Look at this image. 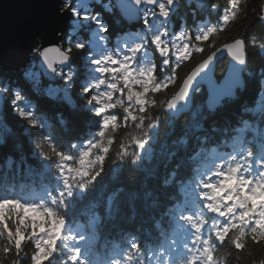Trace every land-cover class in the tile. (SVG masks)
Instances as JSON below:
<instances>
[{"label": "snow or ice", "instance_id": "snow-or-ice-1", "mask_svg": "<svg viewBox=\"0 0 264 264\" xmlns=\"http://www.w3.org/2000/svg\"><path fill=\"white\" fill-rule=\"evenodd\" d=\"M249 3L45 0L28 37L31 65L18 77L0 42V147L20 153L0 165V264H264V64L251 67L264 60V0L251 19ZM104 12L119 13L118 32ZM219 53L229 63L213 80ZM37 64L61 83L42 88ZM250 88L251 106L242 100ZM34 95L72 112L49 113ZM181 116L169 148L161 130L174 136ZM10 121L26 140L14 139ZM190 140L195 150L181 155ZM110 180L131 186L109 191ZM104 230L118 242L99 245Z\"/></svg>", "mask_w": 264, "mask_h": 264}, {"label": "trees", "instance_id": "trees-1", "mask_svg": "<svg viewBox=\"0 0 264 264\" xmlns=\"http://www.w3.org/2000/svg\"><path fill=\"white\" fill-rule=\"evenodd\" d=\"M107 2H108V0H103V3H107ZM223 2H224V0H221V3H223ZM260 3H261V0H250V3H249V9H250L249 10V19H251L252 15H253L251 9L257 7ZM95 7H96L97 11H102L103 12V9L99 6V4L95 5ZM185 13H187V15H188L189 27H192V15H191L190 10H188L186 8H182L181 9V14L183 15ZM103 14H104L105 19L108 20L110 22V24L115 28V31L118 32L120 30V27L118 25H115V20L119 18V13L117 12V15L115 17H113L111 14H109L107 12H104ZM213 19H215V17H213ZM176 23H177V27H178L179 26V21L177 20ZM242 23H245V22L242 21ZM125 26H127V25H125ZM239 27H240V25L233 26L227 32L222 33L220 42H224V38H226V37L235 36L237 34V28H239ZM251 30L252 31H259L260 30L259 22L254 23L251 26ZM241 31H243V30H241ZM114 38H115V35L113 36V39ZM207 54H208V51L206 50V52L203 54V56L194 55V57L191 60V62H187V63H185V65L182 66V68L179 70V75L183 76L186 72L190 71L195 66V64L200 59L204 58V56H206ZM227 62H228V60L226 58L219 61V63H218V72H217L218 77L222 76L223 73L225 72L226 66H227ZM77 63H79V61H77ZM261 64H264V60H261L259 57H254L251 67L258 68ZM30 65H31V63L27 67L23 68L21 71H13V75L17 76V77L22 75V73L25 71V69L28 68ZM32 71L37 72V73H41L40 79H41V87L42 88L47 87L49 85L55 87L57 84L61 83L58 80L57 81H52L47 76L43 75L42 71L40 70V68L37 65L32 68ZM199 89H200V91L197 93V96L201 100H203L204 97L207 94L206 88L205 87H200ZM77 91H78V89H77ZM256 93H257L256 88H250L247 92H244L242 94V100L245 101L249 106H251L257 99V94ZM75 95H76V93L74 92L73 93L74 98H75ZM33 98L36 100V102L40 105L41 108H43L45 111H47L49 113L55 112V111H62V112H64V114L66 116H68L72 112V110L69 109L66 105L54 103L53 101H50L47 98H44L42 96L34 95ZM227 111L231 114L232 123L235 124L236 120H237V114H238V103L232 104L229 107V109H227ZM232 113H237V114H232ZM242 118L243 119H248L247 116H244ZM185 120H187V116H181V118L179 120V123L177 125L176 133L172 137H165L163 135L164 129H162L161 130V133H162L161 134V142L163 143L165 140H167L168 144H169V148L174 147L171 144V141L173 139H178L180 137V135L182 134L181 125H183ZM208 123H210V121ZM218 125L221 128L225 127V124H224V122L222 120L218 121ZM9 126L13 127L14 130L16 131V133H17V135L14 137V139L26 140V138L23 137L22 134H20V130L16 127L15 121H10ZM206 126H207V123H206ZM85 131H87V128H85ZM123 134H124V130L121 129L120 133H118V135H117V141H119L120 136H122ZM233 135H234V133H233ZM215 138H222L221 137V133H217ZM10 143H11V141H9V144ZM194 146H195V142L190 140L189 144L187 146V150H185L183 147H180V154L184 155V156L190 155L195 150ZM216 146L217 145L215 143H209V144L206 145V147L209 150H211L212 148H215ZM114 148H115V145H114ZM157 149L159 150V145L157 146ZM220 150L221 151H225L226 149H220ZM27 151H28V149L26 148V152ZM7 155H10V156L13 157V159L18 160L19 156H20V153L11 151L9 147H0V165H3L4 158ZM28 162L30 164H32L34 167L38 163L34 158H31V157L29 158ZM159 163H160V173L159 174L161 176H163L165 174V171H166L165 168H164L163 160L160 159ZM170 170H171V165L168 166L167 171H170ZM106 172H107V167H106ZM137 175H138V173L133 172L132 173V178L134 179ZM28 179H33V178H28ZM36 179H38V178H36ZM160 182H162V181H160ZM108 183L110 185L109 191L112 188H115V187L124 188L125 191H127V189L131 186L130 183H128L127 180H125L124 182H117L115 180H110ZM169 191H172V189H169ZM153 234L155 235V231L154 230H153ZM113 241H117L118 242V238H117L116 234L114 232L109 234L108 230H104L100 234V238H99L98 244L101 245V246L105 245L106 243L110 245ZM259 257H260V253H257L256 258L258 259ZM25 264H27V262H25Z\"/></svg>", "mask_w": 264, "mask_h": 264}, {"label": "water", "instance_id": "water-1", "mask_svg": "<svg viewBox=\"0 0 264 264\" xmlns=\"http://www.w3.org/2000/svg\"><path fill=\"white\" fill-rule=\"evenodd\" d=\"M44 4L45 0H0V42L12 71H21L32 61V55L28 51V37L31 30L42 26V18L47 12ZM225 58L228 60L227 69L229 57L224 53L218 54L216 68L214 72L209 73L211 79L218 78V63ZM37 66L39 67L38 64ZM40 70L42 71L41 68ZM200 87H205L208 91V80L201 81Z\"/></svg>", "mask_w": 264, "mask_h": 264}]
</instances>
